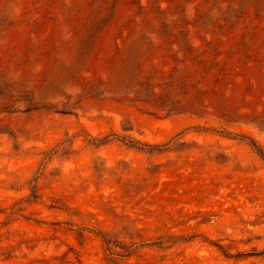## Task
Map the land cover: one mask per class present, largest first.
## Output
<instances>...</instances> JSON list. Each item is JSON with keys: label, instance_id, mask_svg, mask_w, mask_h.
I'll list each match as a JSON object with an SVG mask.
<instances>
[{"label": "rangeland", "instance_id": "rangeland-1", "mask_svg": "<svg viewBox=\"0 0 264 264\" xmlns=\"http://www.w3.org/2000/svg\"><path fill=\"white\" fill-rule=\"evenodd\" d=\"M0 264H264V0H0Z\"/></svg>", "mask_w": 264, "mask_h": 264}, {"label": "trees", "instance_id": "trees-1", "mask_svg": "<svg viewBox=\"0 0 264 264\" xmlns=\"http://www.w3.org/2000/svg\"><path fill=\"white\" fill-rule=\"evenodd\" d=\"M165 108H166V106H165ZM164 109V108H163ZM170 111H176V109H171ZM105 141H108V140H103L101 143H105ZM133 144H137V143H139V142H132ZM146 147H149V148H151V150H156L157 151V153H162L163 151H161V148H160V146H156V147H151V146H148V145H146ZM107 244L108 245H112L113 244V242L112 241H108L107 240ZM110 251H113L111 248H110Z\"/></svg>", "mask_w": 264, "mask_h": 264}]
</instances>
